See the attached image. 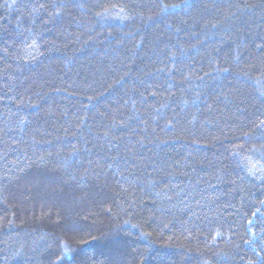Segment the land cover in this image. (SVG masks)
I'll return each instance as SVG.
<instances>
[{
    "label": "trees",
    "instance_id": "16d2710c",
    "mask_svg": "<svg viewBox=\"0 0 264 264\" xmlns=\"http://www.w3.org/2000/svg\"><path fill=\"white\" fill-rule=\"evenodd\" d=\"M262 121L264 0H0V264H262Z\"/></svg>",
    "mask_w": 264,
    "mask_h": 264
},
{
    "label": "snow or ice",
    "instance_id": "6c2138e0",
    "mask_svg": "<svg viewBox=\"0 0 264 264\" xmlns=\"http://www.w3.org/2000/svg\"><path fill=\"white\" fill-rule=\"evenodd\" d=\"M173 7H175V5H173ZM239 57H237V59H238ZM224 71H227V69H224ZM262 124H264V121H262L261 122ZM257 213H259V209H257L255 212H253L252 213V216H256L257 215ZM253 223V221H251V220H249L248 221V224H252ZM254 234V233H253ZM217 235H221V233H217ZM248 243H251L250 241H248ZM65 250H67L66 249V246H65ZM248 264H254V261H248ZM262 264H264V262H262Z\"/></svg>",
    "mask_w": 264,
    "mask_h": 264
}]
</instances>
